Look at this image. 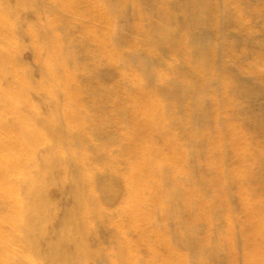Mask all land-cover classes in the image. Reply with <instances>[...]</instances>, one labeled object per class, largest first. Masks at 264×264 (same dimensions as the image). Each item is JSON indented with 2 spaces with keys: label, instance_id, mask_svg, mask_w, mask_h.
Returning a JSON list of instances; mask_svg holds the SVG:
<instances>
[{
  "label": "bare ground",
  "instance_id": "6f19581e",
  "mask_svg": "<svg viewBox=\"0 0 264 264\" xmlns=\"http://www.w3.org/2000/svg\"><path fill=\"white\" fill-rule=\"evenodd\" d=\"M0 264H264V0H0Z\"/></svg>",
  "mask_w": 264,
  "mask_h": 264
}]
</instances>
